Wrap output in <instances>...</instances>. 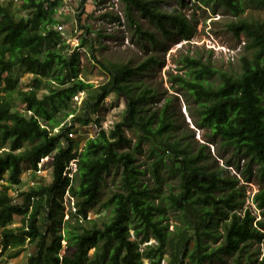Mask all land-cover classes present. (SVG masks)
<instances>
[{
    "label": "trees",
    "instance_id": "16d2710c",
    "mask_svg": "<svg viewBox=\"0 0 264 264\" xmlns=\"http://www.w3.org/2000/svg\"><path fill=\"white\" fill-rule=\"evenodd\" d=\"M121 1L129 24L150 43L159 41L141 29L132 9L155 22L164 34L190 37L191 27L181 14L161 12L148 0ZM197 1L214 2L237 17L244 12L243 0ZM248 1L264 4V0ZM20 2L25 16H18L12 3L0 1V260L7 252L18 258L33 245L27 264H144V259L161 264L165 256L170 264H227L228 258L231 264H264V188L253 197L258 213L245 208L246 185L237 176L229 175L226 168L209 169L202 164L204 150L193 154L188 143L174 138L171 101L160 112L147 108L156 92L137 78L160 60L150 57L137 68L101 62L107 81L78 114L75 97L94 85L80 78V54L70 51L57 29L63 23L57 14L64 1ZM228 30L235 38H244L252 54L241 58L240 73L187 56L185 76L173 75L171 82L176 91H185L197 102L194 119L199 127L208 128L235 154L250 158L242 176L249 183L253 163L264 177V22L239 18L228 24ZM86 42L84 36L82 45ZM18 69L31 79L20 82ZM111 93L125 99V115L111 129H104L98 113ZM91 123L98 131L79 152L69 134L77 124ZM128 129L139 136L133 147ZM144 141L152 144L150 152L156 157L151 166L155 188L144 182L146 171L137 164ZM47 156L53 157L46 164L52 182L20 191L23 173L38 171ZM72 160H77V171L73 178L65 177ZM164 169L179 182L175 193L157 202ZM115 170L120 171L119 184L101 204L105 176ZM36 178L34 174L31 180ZM66 190L76 200L77 211H69L70 215L62 200ZM97 205L111 214L103 226L89 218ZM169 209L181 217L175 231L166 223ZM15 216L21 217V225H12Z\"/></svg>",
    "mask_w": 264,
    "mask_h": 264
},
{
    "label": "rangeland",
    "instance_id": "374dc122",
    "mask_svg": "<svg viewBox=\"0 0 264 264\" xmlns=\"http://www.w3.org/2000/svg\"><path fill=\"white\" fill-rule=\"evenodd\" d=\"M3 3H12V9L18 16H25L27 12L21 9L20 0H0ZM57 14L63 23V38L69 44L70 51L76 50L80 54L81 73L80 78L94 85V88L75 97L73 107L81 108L84 102L97 93L99 86L107 81V74L101 68L104 64L117 63L137 68L150 57L160 60L155 68L144 72L137 80L142 81L145 88L156 92V99L147 105L152 112L161 111L167 100L171 101L169 114L173 116L175 129L174 138H182L183 142L190 145L193 154L204 150L206 159L202 164H207L209 169L217 170L226 168L229 175H235L246 185L245 208H250L256 214L258 211L253 204L254 195L264 188V177L260 176L259 165L253 163V177L251 182L242 181L246 173V166L250 158L237 155L233 147L225 145L220 138L213 137L208 128L199 127L195 122L198 104L194 98L185 91H176L172 86L171 76H185L187 68L184 60L187 56L201 59L210 63L214 68L225 72L238 74L241 72V58L251 57L252 54L245 48L246 40L237 39L228 30V24L239 18H247L264 22V4L252 3L243 0L244 12L240 17L234 16L221 5L211 2L209 5L201 4L197 0H148L161 12L181 14L191 27V35L185 38L179 33L174 37L164 34L151 19L142 15L138 10L132 9L131 16L136 20L143 31L155 34L159 43L156 45L138 35L136 28L131 26L127 19L126 7L121 0H63ZM175 30V28H174ZM88 31V32H87ZM84 36L87 38L83 46ZM20 82L26 83L31 75L22 69L16 70ZM125 99L116 93H111L103 102L100 111V123L104 129H111L115 123L122 120L125 115ZM194 116V117H193ZM96 119V117H95ZM74 132V140L78 151L81 152L89 136H95L97 125L83 126L77 124ZM127 136L132 140V147L138 142L139 136L134 130H126ZM152 144L148 141L142 143V152L137 153V164L146 171L144 182L155 188L156 182L153 177L151 166L156 157L151 154ZM124 150H128L124 148ZM230 163V165H229ZM42 174H38L35 182L38 185H48L52 182L51 170L48 165L44 166ZM22 184L19 188L25 191L30 186V176H22ZM162 192L157 202L170 194L176 192L179 177H171L168 169L162 171ZM119 173L115 170L105 176L101 204L108 198L119 184ZM13 197L15 193L11 194ZM166 199V198H165ZM67 208L65 212H67ZM70 215V212H69ZM110 211L103 205L95 206L90 212V219L99 226L110 218ZM179 212L169 209L166 213V223L170 224V231H175L181 225ZM65 219L66 216H65ZM12 225H21V217H12ZM152 243H156L152 239ZM65 252L66 242H63ZM145 245H142V249ZM254 248H258L257 245ZM33 245H28L25 252L18 258H11L6 253L0 260V264H27L28 256L34 251ZM144 264L148 260L144 259ZM170 257L165 256L161 264H170ZM232 259L228 258L227 264Z\"/></svg>",
    "mask_w": 264,
    "mask_h": 264
},
{
    "label": "built area",
    "instance_id": "2783aa9c",
    "mask_svg": "<svg viewBox=\"0 0 264 264\" xmlns=\"http://www.w3.org/2000/svg\"><path fill=\"white\" fill-rule=\"evenodd\" d=\"M17 1V0H16ZM57 29L59 30V31H61L62 32V30H64V26L63 25H59L58 27H57ZM91 125V124H90ZM97 131H98V128H97ZM97 133V132H96ZM74 132L72 131L70 134H69V137L70 138H73L74 137ZM96 135V134H95ZM94 136H89V138H93ZM63 145H65V143L63 142ZM53 161V157L52 156H47V157H45V158H43L42 160H41V162L39 163V165H38V171H32V170H26L24 173H23V175L24 174H26V175H28V176H30V179H32V176L34 175V174H42V172L45 170V167L44 166H46V164L47 163H50V162H52ZM76 171H77V160H72L69 164H68V166L66 167V170H65V172H64V176L65 177H70V178H73L74 177V174L76 173ZM30 185L31 186H34V185H36V183H35V181H32V180H30ZM62 200H63V204H65L66 205V208L68 209L67 211L69 212H73V213H75L76 211H77V208H76V200H75V198L70 194V191L69 190H66V192L64 193V195H63V198H62ZM14 203H17V200H14ZM66 218L68 219L69 218V215L67 214L66 215ZM90 218V217H89Z\"/></svg>",
    "mask_w": 264,
    "mask_h": 264
}]
</instances>
